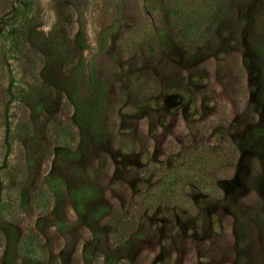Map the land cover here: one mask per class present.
<instances>
[{
    "label": "rangeland",
    "instance_id": "obj_1",
    "mask_svg": "<svg viewBox=\"0 0 264 264\" xmlns=\"http://www.w3.org/2000/svg\"><path fill=\"white\" fill-rule=\"evenodd\" d=\"M0 264H264V0H0Z\"/></svg>",
    "mask_w": 264,
    "mask_h": 264
}]
</instances>
